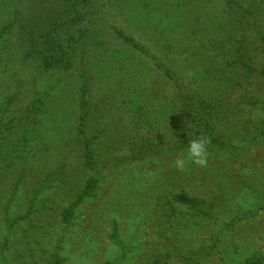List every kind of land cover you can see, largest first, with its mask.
<instances>
[{
	"label": "rangeland",
	"instance_id": "374dc122",
	"mask_svg": "<svg viewBox=\"0 0 264 264\" xmlns=\"http://www.w3.org/2000/svg\"><path fill=\"white\" fill-rule=\"evenodd\" d=\"M62 1L0 0V23L16 18L9 47L0 50V108L7 106L0 111L1 224V209L14 184L12 215L23 212L33 198L31 190L52 176L36 199L38 211L16 224L5 254L8 263L49 264L51 240L60 235L61 264H105L119 255L109 238L115 221L131 251L128 264H151L150 256L162 246L191 257L204 249L206 259L196 264H254L245 258L264 252V142L259 138L247 145L245 128L257 118L264 120V105L244 98L251 89H263L253 26L264 28V12L255 11L259 2L264 10V0H226L227 12L221 0H97L87 23L93 38L84 49L81 79L79 67L67 73L43 70L24 48ZM192 78L198 83L191 84ZM192 92L210 95L211 106H223L219 119H211L210 136L220 134L226 148L210 149L204 167L189 163L169 176L172 169L144 159L187 134L180 105ZM36 94H45V102L28 111ZM229 143L239 149L232 153ZM186 149L171 151L170 157ZM94 153L104 182L79 208L73 225L66 226L62 206L83 184L88 162L98 168ZM135 156L144 162H137L135 171L122 170L123 162ZM120 174L123 186L117 185ZM137 181L135 189L151 186V203L146 199L135 202L139 207L132 211L108 212L115 190L129 191ZM180 186L204 198L210 217L186 221L192 208L171 194ZM153 198L166 202L157 208ZM134 244L138 249L133 252ZM179 256L167 264L193 263Z\"/></svg>",
	"mask_w": 264,
	"mask_h": 264
},
{
	"label": "trees",
	"instance_id": "16d2710c",
	"mask_svg": "<svg viewBox=\"0 0 264 264\" xmlns=\"http://www.w3.org/2000/svg\"><path fill=\"white\" fill-rule=\"evenodd\" d=\"M99 1L100 0H98V2ZM221 1H223L222 9L225 8V11L227 12L226 8H228L227 3L229 0ZM96 2L97 0H65L63 4L61 3V6H58L57 11H54L56 13L55 16H52V18L45 23L44 27L39 30L36 39L31 44L28 42L26 47H24L26 48V51L30 53L28 55L31 56L34 60L38 61L40 67L46 71L58 70L67 73L74 71L77 69V67H79L78 72L79 78L81 79L83 73L82 69L85 68L84 49L86 44L93 38V36L90 34L89 27H87V23L89 22L91 13H94V7ZM179 3L181 5L184 4L181 2ZM261 4L262 2H259L260 7H257L258 9L255 10L260 14L264 12V10H262ZM145 8L147 9L148 7ZM207 11L210 12V9H207ZM250 14L251 12L249 11L247 12V14H244V16L246 17ZM15 23L16 18H13L11 20L8 19L5 22L0 23V50L8 49L9 46H7V42L9 41L10 37L12 36L13 30L15 29ZM253 27L257 31H255L257 34L255 36V38L257 39L255 44V50L259 51L261 57L257 74L261 77V80L263 81L261 82V86L263 87V89H261V87L259 89H251V91L247 94V97H245L244 99L246 100V102L252 100L251 102L255 104L264 105V28L259 24H254ZM121 36L127 42L133 43L130 38L124 36L123 34H121ZM133 45L136 46L135 43H133ZM206 72L208 71L206 70ZM166 73L169 76H174L173 73L168 69ZM191 80V84H195V81L198 83L196 78H192ZM81 86L83 87L84 84H82ZM82 87H80L81 90H83ZM182 100L183 101L180 105L182 109L181 115L189 124L188 126L192 125V127L186 126L187 134L184 136L181 135V138L179 136V138L176 140V142L172 144L170 148L168 147V149L166 150H160L156 153L154 152L153 154H149L147 157L144 154V156L146 157L144 161L147 160L148 163H153V161H159L161 163L160 165L163 164L164 169H172L167 171L169 176H171L175 168L172 164L174 159L170 157L169 153L171 151L175 152L176 154L178 152L181 153L182 150L187 147L188 140L191 138L198 136L208 137L209 144L207 147L209 155L210 149H216V152H221L222 149L226 148V141L220 140V134H216L218 136H210V124L213 123L211 119H219V115L223 108L221 103L216 102L211 106L209 101L210 95H201L198 97L193 92L191 94H185V98H183ZM44 102L45 94H36L35 98L32 100L31 106L28 107V111H33L34 109L39 110L38 108L43 105ZM83 104L84 101L81 98L79 105L83 106ZM6 107L7 106L0 108V111L5 112ZM19 115L20 113H17L15 118L11 119L12 122L16 118H18ZM28 115L29 113L26 112L25 116ZM84 115L85 112L81 114V120L84 118ZM4 129L8 128L6 127ZM245 129L247 132V145H249L251 142L259 143V138H262V142H264V120L257 118L255 122L247 126ZM90 141L91 139H87V143L85 145L89 148V150H92ZM228 145H230L232 153L235 150L239 149L237 145L234 146L232 143H229ZM125 151H127V149ZM90 153L91 152H89L88 154L90 155ZM128 154H123V156L127 157ZM130 154L133 153L131 152ZM91 157L93 159V163L96 165V168H98L96 170L93 169L91 167V164H89L88 162L87 165L90 168L85 171L83 184L79 188L78 192L75 194L73 200L68 201L66 205L62 206L60 213L61 222L66 226L73 225L74 219L78 217L79 208L82 207L85 202L90 201L91 198L97 195V191L100 188V184H102V181L104 182L105 177L101 175L102 172H100V174L98 172L99 169H102L98 166V155H95L94 153L91 155ZM127 159L128 160H124L125 162H123L124 166L122 170L131 167L130 171H135V164L137 162H144L142 161V158L139 160L136 156L135 158ZM138 172L139 174L142 173L141 168H139ZM51 178L52 176L49 177L48 175L45 180H42V182L39 183L40 188H38V190H31L33 198H30L29 201H27L23 212L12 215L11 211L14 209V206L12 205L14 204L17 193L15 189L18 188L17 184H14L16 185V187L13 188L8 198V202H5L1 209L4 222L3 224H1L0 222V230L3 227L4 231L3 234L0 236V264H9L8 259L5 258V254L6 252H8V249L12 244L13 238L17 233L16 224H18L22 220H25L27 217H31L36 211H38V208H36V199L40 192L45 187L49 186L48 181L51 180ZM167 180H169V178H167ZM139 183L140 181L135 182L133 186L129 188V191H125L123 187L120 188V191L117 188L115 190V199L113 197L110 198L109 202L113 203H109L110 205L107 207V211L111 212L112 209V213H116L118 211V208H120L119 211L129 212L139 207L137 204H135V202L143 204V200L148 199V201H152V198L149 199L151 193V186L145 189H135L136 184ZM117 185H124L123 177L121 174L119 175ZM127 193L130 194V196L133 195L132 198H136L128 201V197L126 196L128 195ZM171 194L173 195L172 197H174L180 204L187 205L192 208V213L189 216L190 218L186 219V221H190V219L192 218H204L206 216L210 217V210H207L208 206L204 204V198L202 196H198L197 194L189 195L185 188H183L182 186H180L179 192L176 191L172 192ZM155 199L156 198H153V200ZM160 200L161 199L155 200V205L157 206V208H161V206L166 202L164 201L163 203H161ZM149 203L151 202L149 201ZM147 217V220H149L152 217V214H150V216L147 215ZM143 219H145L144 216ZM195 221L196 223H201L198 220ZM117 225V222L114 221L112 225L114 230L112 231V233L109 234V238L111 239L110 241L112 245L114 244L116 245V247H118L119 255L114 260L105 261V264H120V262L124 264L130 263L129 254L131 253V251L127 249L128 243L124 241L125 239H123L121 235H119L120 230L118 229ZM174 236H176V234H174ZM51 242L54 246L52 247V250L49 255L53 257V259L51 262H49V264H61L62 257L58 253V249H60L59 247L63 248L64 239L62 238V236L60 237V235H58V237L55 238V240L52 239ZM136 249H138V246L134 244L133 252ZM204 251V249L201 250L200 252L202 255L200 254V256L198 257L187 256L186 253H180L179 256V252L175 251L174 248L164 249L162 246L155 254H152L150 256L149 260L151 259V264H167L172 259H175L178 255L182 259L189 258L193 262L192 264H196L195 261L198 260L199 262L202 259H206L207 255H205ZM198 254L199 252H195V255ZM247 262H254V264H264V252H258L256 255L254 254L251 257H246L245 263ZM220 264L223 263L220 262ZM224 264H228V262L225 261Z\"/></svg>",
	"mask_w": 264,
	"mask_h": 264
},
{
	"label": "clouds",
	"instance_id": "9594fccd",
	"mask_svg": "<svg viewBox=\"0 0 264 264\" xmlns=\"http://www.w3.org/2000/svg\"><path fill=\"white\" fill-rule=\"evenodd\" d=\"M209 138L198 136L188 140L186 154H178L173 160V166L178 170H185L189 163L204 167L208 162Z\"/></svg>",
	"mask_w": 264,
	"mask_h": 264
}]
</instances>
